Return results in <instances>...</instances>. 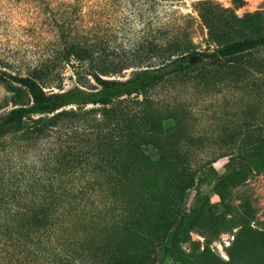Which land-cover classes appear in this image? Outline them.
I'll use <instances>...</instances> for the list:
<instances>
[{
	"label": "trees",
	"instance_id": "16d2710c",
	"mask_svg": "<svg viewBox=\"0 0 264 264\" xmlns=\"http://www.w3.org/2000/svg\"><path fill=\"white\" fill-rule=\"evenodd\" d=\"M38 3L46 34L60 46L26 74L0 63V82L14 92L12 108L0 101V264H113L115 253L134 250L139 217L155 195L128 189L145 151L132 113L152 103L149 92L160 84L188 75L200 83L205 67L264 49V34L201 51L173 18L158 15L155 28L137 32L133 47L129 31L121 29L128 45L119 53L105 31V0ZM257 63L259 77L251 71L250 78L264 82V57ZM58 64L74 69L78 85L47 91ZM90 78L96 85H84ZM251 146L221 157L240 161L264 151V133ZM194 175L181 185L179 202ZM191 217L181 208L166 224L153 262L171 260ZM234 256L220 263L244 264Z\"/></svg>",
	"mask_w": 264,
	"mask_h": 264
},
{
	"label": "rangeland",
	"instance_id": "374dc122",
	"mask_svg": "<svg viewBox=\"0 0 264 264\" xmlns=\"http://www.w3.org/2000/svg\"><path fill=\"white\" fill-rule=\"evenodd\" d=\"M42 1L47 0H0V63L9 72L28 73L60 46L53 33L46 34ZM201 1L208 4L201 6ZM105 2V31L119 53L128 45L121 37L124 30L132 45L139 30L156 27L158 15L173 18L174 27L187 32L201 51L264 34V0ZM263 57L261 49L238 62L207 66L200 83L188 75L160 84L149 92L152 103L132 113L145 151L128 189L155 195L139 217L138 237L130 243L134 250L115 253L113 264H164L151 258L160 251L163 228L181 208L192 217L180 229L167 264H221L235 254L244 257V264H264V151L240 161L221 157L238 147L253 148L264 133V82L250 78L251 71L259 77L253 67ZM50 77L47 91L78 85L74 69L65 64H58ZM84 83L96 85L91 78ZM13 94L0 82L6 109L13 106ZM190 175L194 185L179 202L177 193Z\"/></svg>",
	"mask_w": 264,
	"mask_h": 264
}]
</instances>
